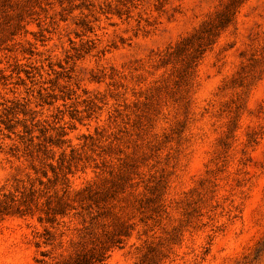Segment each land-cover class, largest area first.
Segmentation results:
<instances>
[{"label": "rangeland", "instance_id": "374dc122", "mask_svg": "<svg viewBox=\"0 0 264 264\" xmlns=\"http://www.w3.org/2000/svg\"><path fill=\"white\" fill-rule=\"evenodd\" d=\"M230 3L0 0V185L50 164L72 192L129 175L161 212L137 211L105 264L151 242L161 264H264V0H242L187 77L188 54L167 56ZM42 231L0 219V264H39Z\"/></svg>", "mask_w": 264, "mask_h": 264}, {"label": "trees", "instance_id": "16d2710c", "mask_svg": "<svg viewBox=\"0 0 264 264\" xmlns=\"http://www.w3.org/2000/svg\"><path fill=\"white\" fill-rule=\"evenodd\" d=\"M240 2L231 0L215 18L167 52L168 58L176 59L188 54L186 77L192 64L198 63L221 30L232 22ZM50 168L53 178L48 171H42L47 181L38 178L29 186L18 184L14 191L0 185V219L9 215L31 216L43 227L36 242L38 247L45 248L40 251L39 264H105L112 251L123 247L131 237L137 211L143 214L141 221L161 212L162 204L156 198L155 206L149 208L152 213L146 214L144 200L134 196L130 190L133 184H127L129 175L121 174L111 184L87 185L72 192L68 173L52 164ZM166 255L159 244L151 242L137 264H161Z\"/></svg>", "mask_w": 264, "mask_h": 264}]
</instances>
